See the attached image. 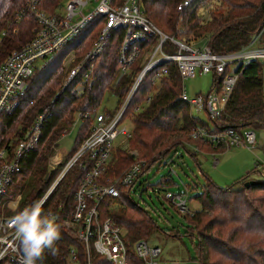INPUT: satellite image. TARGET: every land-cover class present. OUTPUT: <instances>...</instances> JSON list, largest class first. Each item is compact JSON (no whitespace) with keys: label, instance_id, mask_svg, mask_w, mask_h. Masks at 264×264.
I'll return each instance as SVG.
<instances>
[{"label":"trees","instance_id":"1","mask_svg":"<svg viewBox=\"0 0 264 264\" xmlns=\"http://www.w3.org/2000/svg\"><path fill=\"white\" fill-rule=\"evenodd\" d=\"M27 1L0 0V61L12 51L20 49L33 36L35 22L32 17L26 16L20 21L16 20ZM181 1L143 0L142 8L146 17L164 34L181 38V35H185L182 32L190 30L195 38L205 35L208 37V47L218 55L244 50L259 34L260 43L264 45V0H222L227 12L212 13L213 15L210 13L211 20L204 25V22L199 23L196 15L199 0H194L183 13H178L176 7ZM122 2L123 0H112L113 5H120ZM37 6L46 13H55L61 7V0H37ZM25 21L30 22L24 25ZM103 22V17L95 16L79 35L56 52L43 66L35 68L19 107L10 115L0 116L1 150L11 148L24 137L35 118L44 115L40 142L23 159L21 172L14 182L15 193L21 196L18 214L22 218L27 216L31 206L42 197L61 168L52 171L51 175L47 169L48 157L53 147H56L60 133L71 125L74 113H85L97 108L105 91L116 80V72L119 71L117 47L121 31L109 35L105 49L96 61L94 72L86 82L81 83L78 77L67 87L61 85L63 50L66 48V52L76 51L81 47L88 49ZM18 24L23 26L18 27L15 33ZM168 47L166 45L165 49L169 50ZM138 65L139 62L135 66L136 69ZM167 67L168 75L161 88L151 98L147 108L138 113L133 121L134 129L130 141L138 151L140 158L136 159L144 162L142 173L154 163L161 162L176 147H185L182 138L196 125L208 126L191 116L190 108L180 99V76L173 64H167ZM129 82V78H119L115 90L117 97L124 95ZM138 91L131 106L141 102L150 93L149 84L147 86L144 81ZM212 124L218 131L233 129L238 133L264 127L261 61L254 60L244 65L224 111ZM88 127L87 122L81 125L73 150L62 163H65L88 135ZM198 142L202 143L192 140V143ZM196 144L193 145L197 146ZM207 147L212 152L225 150L214 149L209 145ZM133 159V156L125 153L123 149H117L110 170L114 168L117 176L133 163ZM82 175L83 170L78 166L65 175L27 229L25 236L30 242L33 241L39 224L50 213L59 215L60 221L69 218L73 194ZM247 182L249 180L246 175L232 185L222 188L207 180L202 193L196 196L200 210L186 214L185 218L196 234L198 264H264V180L255 181L256 184L245 187ZM127 190L128 188H120L116 204H112L109 199L103 201L100 207L101 218L110 217L127 231V264H140L132 245L138 240H145L155 231V225L147 213L132 203ZM111 204L113 208H110ZM103 205L106 209L104 213ZM66 231L59 225L56 227L57 240L45 241L35 256L37 262L64 264L68 248L74 246L78 252L79 263H85L86 249L73 232L71 237ZM90 263L108 264L93 250L90 251Z\"/></svg>","mask_w":264,"mask_h":264},{"label":"built area","instance_id":"2","mask_svg":"<svg viewBox=\"0 0 264 264\" xmlns=\"http://www.w3.org/2000/svg\"><path fill=\"white\" fill-rule=\"evenodd\" d=\"M193 1L182 0L176 7L177 12L183 13ZM142 7L143 0H123L120 5H113L112 0H69L62 14L58 13L60 9L55 13H46L39 9L37 0H28L19 12L17 21L30 16L35 26L29 42L0 61V116L10 115L19 107L28 80L35 69V62L52 57L79 35L95 16L103 17V26L83 57L73 66L63 81V86H67L78 77L81 83L91 77L109 35L117 31L122 33L117 47L119 73L121 77L129 78L130 82L124 95L117 97L113 112L100 113L97 107L85 113H75L73 122L61 138L69 134L79 123L87 122L89 133L65 163L62 162L68 154L60 156L54 149L49 158V172L61 168L42 197L31 206L25 218L18 214L20 195L13 198L9 197V194L21 172L23 159L40 142L44 115L37 116L24 137L11 148L0 150V264H42L36 261L35 256L45 241L57 240L54 228L58 225L73 232L82 243L87 255L84 264H91V250L104 258L108 264H127L125 243L127 231L112 218H101L100 207L104 200L118 198L121 187L128 188L127 191L130 193L139 176L143 174L144 162L137 159L115 177L109 175V170L115 148L131 138L130 129L125 121L127 118L130 120L142 108L131 105L146 78H149L150 94L140 103L148 106L151 98L159 90L157 88V91L154 90L151 94V89L156 88L168 75L167 64L175 66L182 82L187 78H193L197 73L199 75L212 73L214 83L207 95H197L189 99L183 87L180 91V99L189 108L193 105L202 108L211 123L224 111L247 62L259 60L263 63L264 87V45L260 43V34L254 37L244 50L218 55L207 43L202 48H195L184 38L164 34L146 17ZM196 7L199 22L203 23L209 14L204 10L224 9L225 6L222 0H199ZM201 12L206 15L203 16ZM166 45L169 46V50L165 49ZM65 62L73 63L74 55H69ZM236 63L237 68L230 72V66ZM188 136L214 149L231 147L253 149L256 143L252 130L241 133L233 129L218 131L214 126L196 125ZM195 151H198V148ZM75 166L83 170V175L73 194L69 218L59 221L57 215H49L47 221L39 224L41 233L39 241L29 244L25 233L31 222L65 175ZM257 167L256 164V169ZM261 168L263 171L260 177L264 180V164ZM164 183L168 184L169 179L165 178ZM164 198L174 207L185 211L186 201L182 194L166 192ZM48 221L51 222L50 225ZM132 249L140 264H187L180 260L162 258V249L149 245L145 240L133 243ZM64 264H80L74 246L68 248Z\"/></svg>","mask_w":264,"mask_h":264},{"label":"rangeland","instance_id":"3","mask_svg":"<svg viewBox=\"0 0 264 264\" xmlns=\"http://www.w3.org/2000/svg\"><path fill=\"white\" fill-rule=\"evenodd\" d=\"M68 1L69 0H61V7L58 13L64 14L65 4ZM204 12L209 14L203 25L211 20L209 19V15L212 17V15L216 13L225 14V12H227V8L218 10L213 9L211 11L204 10ZM204 12H201L203 16L206 15ZM84 13L86 14L87 11ZM210 13L213 14L211 15ZM28 22L30 21H25L23 24H28ZM23 24L16 25L14 32L17 33V28L22 27ZM182 34L185 35H181L180 37L182 38L183 36L184 39L195 48H202L208 41V37L205 35L199 38L193 37V33L190 30H187L186 32L184 31ZM86 49L87 47H81L76 51L66 52V48L63 50L61 62L63 72L61 77L62 87H64L63 81H65L73 66L83 57ZM71 54L74 55V62L68 64L65 60ZM50 59L51 57L36 61L35 68H40ZM237 66L238 63L231 65L230 72L234 71ZM119 78H121V74L117 71L116 80L113 81L110 87L105 91L104 96L98 105V111L100 113H111L116 108L118 99L115 95V90L117 88ZM164 80L165 78L159 85L156 86V88L151 89V94L157 88H161ZM144 81L147 83V86L148 84L150 86L149 78H146ZM144 81L142 83H144ZM213 83L214 77L212 73L208 75H199L197 73L193 78H187L183 80V82L181 81V88H184L185 94L189 99H193L197 95H207L212 89ZM135 106L142 107L139 113L143 112L147 108L145 104H141L140 102ZM190 113L191 116L197 119L200 123L213 127V124L209 121L206 112L202 108L200 109L199 106H191ZM136 115H138V113L133 115L130 120L127 118L125 121L126 125L128 124L130 129L131 138L134 129L133 121ZM81 125L82 123L77 124L75 129L62 138L61 136L68 130L69 127L60 133L58 139L56 140V147H53L52 153L48 157V171L49 158L54 153V149H56L60 156H64L72 152L75 139ZM250 130L253 131L256 138L255 147L253 149H248L247 147H231L220 152H212L208 149V145L205 146L203 143H192L189 136L185 135L182 138L185 147H176L173 151H170L169 155L161 162L154 163L145 173L139 176L138 180L134 184V187L130 190V193H128V196L132 203L147 213L149 218H151L154 223L155 231L147 236L145 241H147V243L151 246H159L162 249V258L168 260H180L186 262L187 264H198L196 261V234L185 216L187 211L189 214H193L200 210V204L196 200V196L202 193V189L207 180L222 188L232 185L235 181L246 175L248 176L249 181H261L260 173L263 171L261 167L264 164V127L258 129L252 128ZM193 144H196L198 149L201 151H195L197 147ZM117 149H123L125 153L130 156L132 155L134 159L140 158L137 149L134 145L132 146L130 140L127 142L124 141L123 144L116 147L114 153ZM192 154L195 155L193 156ZM256 164L258 166L257 169ZM116 174L117 172L114 168L109 170V175H111V177H115ZM165 178L169 179L168 184L164 183ZM15 190L16 188L13 185L9 197L14 198L19 195L15 193ZM166 192H170L172 194H182L186 201L185 211L179 210V208L174 207L170 201H167L164 198ZM116 199L111 200L112 204H116ZM112 204L110 208H113ZM105 210L106 209L103 205L102 213H104ZM51 214L52 213L49 215ZM57 218H59V215H57ZM47 219L48 217L44 221H47ZM48 222V225H50L51 222ZM56 227L54 228L55 234ZM39 228L33 238V241L30 242V239L28 238L29 244L39 241V237L41 235ZM67 231L66 232L72 237V232L69 230Z\"/></svg>","mask_w":264,"mask_h":264},{"label":"water","instance_id":"4","mask_svg":"<svg viewBox=\"0 0 264 264\" xmlns=\"http://www.w3.org/2000/svg\"><path fill=\"white\" fill-rule=\"evenodd\" d=\"M256 183H257V182H255V181H249V182L245 183L244 186H245V187H248V186H250V185H254V184H256Z\"/></svg>","mask_w":264,"mask_h":264},{"label":"crops","instance_id":"5","mask_svg":"<svg viewBox=\"0 0 264 264\" xmlns=\"http://www.w3.org/2000/svg\"><path fill=\"white\" fill-rule=\"evenodd\" d=\"M195 147H197V146H195ZM198 148V147H197Z\"/></svg>","mask_w":264,"mask_h":264}]
</instances>
